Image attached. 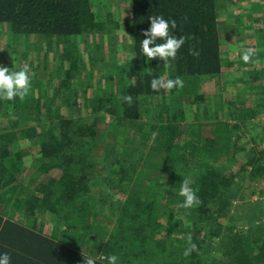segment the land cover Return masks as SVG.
Returning a JSON list of instances; mask_svg holds the SVG:
<instances>
[{"label":"trees","instance_id":"1","mask_svg":"<svg viewBox=\"0 0 264 264\" xmlns=\"http://www.w3.org/2000/svg\"><path fill=\"white\" fill-rule=\"evenodd\" d=\"M224 3L233 2L0 0V32L18 48L14 53L0 44V60L18 70L34 55L28 92L22 99H0L6 122L0 131V251L10 254L11 264H83L88 256L107 264L102 258L109 254L117 255V264H264V220L257 218L264 209L252 211L241 224L231 215L224 222L239 189L264 179L263 148L251 149L236 124L222 143L201 136L195 125L189 129L194 122L198 127L201 121L217 123L221 112L228 115L222 119L235 122L250 118L256 109L264 111V98L254 103L237 89L240 80L244 89L254 84L253 90H264V66L259 68L264 33L252 31L243 45V34L228 31L237 43L228 52L223 46L230 25L219 21ZM153 15L175 20L170 33L184 38L175 58L164 64L159 58L145 60L140 49ZM102 35L119 38V49L129 56L123 58L114 87L82 103L89 79L84 85L83 79L72 81L71 74L83 73L87 43ZM21 45L25 50H19ZM247 48L252 55L243 62L241 52ZM37 53H42L41 61ZM97 63L106 72L109 64L99 59L88 68L94 71ZM177 76L201 78L219 90L206 101L197 95L191 109L193 101L183 103L174 88L149 87L153 77L167 81ZM231 86L233 96L226 98ZM123 95H131L132 102H124ZM148 99L162 104L145 109ZM250 100L253 104L245 106ZM127 121L151 122L150 134L158 129L157 143L136 158L113 132ZM218 156L225 161H217ZM28 157L30 169L19 179ZM193 165L199 166L195 172ZM185 178L200 201L192 208L178 207L183 197L174 196ZM163 194L165 204L158 199ZM99 216L108 220L107 226ZM163 221L164 237L157 227ZM189 235L197 251L184 256Z\"/></svg>","mask_w":264,"mask_h":264},{"label":"rangeland","instance_id":"2","mask_svg":"<svg viewBox=\"0 0 264 264\" xmlns=\"http://www.w3.org/2000/svg\"><path fill=\"white\" fill-rule=\"evenodd\" d=\"M230 1H232L233 3L237 2L238 4L233 5V3L232 4L224 3V7H225L224 15L219 18L220 22H225V24L230 25V27L228 28L226 27L225 29L226 39H225V45L223 46L226 50H228V52L232 51L235 47H237L236 46L237 43L234 44V42L231 41L233 36L228 35V31L233 32L234 30L237 29L239 33L243 34L244 36H243V40L241 43L243 45L246 41L245 39L249 38L250 35L252 34V31L255 32V30L259 29L258 31H260L261 33H264V0H255V1L253 0H230ZM253 2L257 4L254 7L251 6ZM77 42H78L79 49L81 50L84 41L81 39L80 41H77ZM0 44L2 46L1 48H5V49L9 48L10 51L12 52L14 51V53H18V48L16 49V47H14L13 45L11 47L8 43V39L6 35L1 32H0ZM260 44L262 46H259V47H262V49H259V50L261 51L263 57H260L261 64L259 68L264 66L263 64L264 63L263 61L264 44L263 42H260ZM120 45L121 44L119 42V38L114 39L113 37H109L105 35H102L99 38H96L94 36L92 37V40H90L87 43L88 51L86 53H83V55H81L82 59H84L82 61L85 67V68L82 67L83 73L81 74L78 71H74L71 74V77L73 78L72 81L83 79L82 83L84 85H87V83L85 82V78L89 79L91 88H88L86 90V94L84 96L81 95L82 97H85V98L81 97L82 103L85 102V99L88 97L94 98V97L100 96L98 94L99 92L100 93L105 92V88L107 86L110 88V87H114V85L116 84L115 75H117V72L121 69L123 63L126 62V59H123V58L126 56H129V54H127L126 51L124 52L123 50L119 49ZM19 50L20 51L25 50L24 46L21 45ZM37 54L39 55L37 61H41L42 53H37ZM230 54L232 57H235L236 52L235 53L230 52ZM49 55L52 56V54H49ZM32 57H34V55L27 56L24 59L26 63L22 62L23 65L27 64L29 66V69L32 68L33 66V64L30 62V59H32ZM95 59L103 60L104 63L106 62L107 64H109L108 66L105 65L106 72L102 71V67L99 66L100 63H97V67L94 69V71L88 68L90 64L92 65V62H95ZM53 61L55 63V60ZM50 64L52 65V70L56 69V67H53V65L57 66L56 64H53L52 61L50 62ZM4 65H5V61L3 59L2 61L0 60V66H4ZM160 71H162V68H160ZM181 79L184 82L183 87L178 88V89L174 87V89H175L176 94L182 97L180 99L184 101L183 103L189 104L191 103L190 101H193V106L191 109H194L195 105H197L195 104L196 102H194V98L197 95H202L206 101V100H210L209 98L210 95H212L216 90H219L217 86L215 85V83L206 84L204 80L201 78H198L199 80L198 79L196 80V79H192L189 77L187 78L181 77ZM240 82L241 81L238 80L237 89L240 90L242 94H244V97L250 96L251 100H253L254 103L256 99L258 100L260 98H264V94L263 95L261 94V92L264 91L263 89L257 87V89L253 90L254 84L253 85L249 84L250 86L247 87V89H244L243 85ZM232 87L233 86L229 87L228 88L229 90L226 89V91H228V93L225 94L226 98H227V95L229 98L233 96L232 95L233 91L231 90H234V89ZM254 91L256 92L254 93ZM251 100L245 106L248 107L250 103L253 104ZM148 101H149V104L144 105L145 109H149V108L154 109L157 106L156 103L162 104V101H156L152 99H148ZM163 102L165 103L166 101L164 100ZM263 103L264 101L260 102V104H263ZM145 104H147V101H145ZM164 106L166 107L167 103ZM240 106L241 105L239 106L236 105L235 108L236 107L240 108ZM212 109H217V108L213 107ZM221 109H224V110L227 109L226 105L224 104V106H221ZM220 114H222V116L220 117L221 119L217 120V123L213 125L206 123V121H201L202 125L198 127L196 125V122H194V123H191V126H189V129L193 125H195V127H193L194 128L193 130H200L197 133H201V136L209 137L211 139H214L217 143L218 142L222 143L226 136H232V130L234 127L233 125L236 124V126L238 127V131L241 132L242 138H244V141L248 140L250 142L251 149H255V146H256V147L263 148L264 150V129L261 128V127L264 128V111L256 109L254 111V114L250 116V118L245 119L242 116V118L240 117L239 119H236L235 122H233L232 119H228V118L222 119L223 115L228 117L227 113L221 112ZM3 120H4V117L0 116V131L3 127L6 126V122H4ZM150 123L151 122H147V121H138V122L127 121L122 126H117L115 129L116 131H113L114 134L120 140L118 141V143L120 142L121 144H123L121 146H123L125 151H127V154L132 155L133 158H136L140 154V151L144 152L146 150L151 149L149 147H151L153 143H157L159 139L158 129L154 128V130L152 131L153 133L151 134L149 133L150 130H148V127H150ZM219 124L224 127H218L220 126ZM21 146L22 148H25V145L21 144ZM98 151H99L98 153H100V150ZM220 159H223L225 161L226 158H222L221 156H218L216 158L217 161H220ZM23 161H24L22 164L23 174L18 175L19 179L21 177L22 179H24V176L26 175V173H28L27 172L28 169H30L29 168L30 158L27 160L28 162H26L25 159ZM198 167H199L198 165H193L192 171H194ZM194 172L193 173L189 172L187 175L189 176L194 175ZM151 173H153L156 176H159V174L156 172V169H152ZM103 175H104V172H102V176ZM150 178L153 179L154 177H152L151 175ZM111 192L112 191H109V193ZM261 192L264 193V179H257L255 180V182L246 185L244 188H241V190L239 189L237 197H235V199L230 201L229 212L227 216L224 217V222L227 221V219L231 215V216H234L236 219H238V224H241L242 222H245V220L250 219V214L252 213V211H255L256 213L262 211L264 209V194H261ZM117 193H120V192H116V191L112 192L114 196H116ZM250 193H254L253 196L252 195L250 196L249 195ZM179 195L180 194L177 193V195H174V196L178 197ZM181 197L182 196H180L179 198ZM158 199L161 204L166 203V198L164 197V194L159 196ZM92 200L94 203H96V201L98 200V197L95 195ZM102 217L103 216H99L97 218L99 220V223L102 222V224H105L107 226L108 220L104 218V221H103ZM257 218L260 219L261 221L264 220L263 215H258ZM258 225H261L260 222L258 223ZM157 227H161L160 230H163V232L162 233L160 232V234L164 237L165 233L167 232L166 222L163 221L161 225L158 224ZM79 236H80V233H79ZM79 243H82V242L79 241Z\"/></svg>","mask_w":264,"mask_h":264},{"label":"clouds","instance_id":"3","mask_svg":"<svg viewBox=\"0 0 264 264\" xmlns=\"http://www.w3.org/2000/svg\"><path fill=\"white\" fill-rule=\"evenodd\" d=\"M149 27L142 33L143 39L140 40V49L145 60L159 58L164 63L174 59L177 50L184 42V38L176 37L170 33V28H175V20L165 18L163 15L149 16ZM159 41V42H157ZM252 55V49L247 48L241 52V60L248 62ZM30 70L27 64L18 70H11L6 66H0V99L11 101L14 97L23 98L31 87ZM183 80L177 76L164 81L160 77H153L149 81L150 89L157 91L159 89L181 88ZM122 100L126 103L132 102L131 95H123ZM179 194L183 197L178 207L192 208L200 203L199 197L191 187V181L188 178L180 182ZM188 246L184 249L183 255L189 256L197 251L196 245L191 242V236H188ZM107 264H117L118 257L115 254H109L103 257ZM0 264H11L10 254L6 251H0ZM83 264H97L96 257H83Z\"/></svg>","mask_w":264,"mask_h":264},{"label":"crops","instance_id":"4","mask_svg":"<svg viewBox=\"0 0 264 264\" xmlns=\"http://www.w3.org/2000/svg\"><path fill=\"white\" fill-rule=\"evenodd\" d=\"M253 1H255V0H253ZM253 3H255V2H253Z\"/></svg>","mask_w":264,"mask_h":264}]
</instances>
